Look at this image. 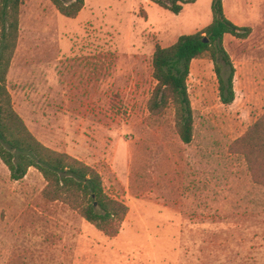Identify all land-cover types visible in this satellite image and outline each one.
<instances>
[{"label": "rangeland", "instance_id": "1", "mask_svg": "<svg viewBox=\"0 0 264 264\" xmlns=\"http://www.w3.org/2000/svg\"><path fill=\"white\" fill-rule=\"evenodd\" d=\"M85 2L70 18L51 0H23L7 85L33 134L97 168L130 211L107 237L45 203L36 168L16 182L0 159V264H264V184L230 150L264 113V22L248 40L224 44L236 65L233 104L219 98L213 62H194V140L185 144L172 108L150 116L152 59L158 44L209 24L212 0L180 13L152 0ZM254 12L264 16V0ZM95 62L105 63L99 77Z\"/></svg>", "mask_w": 264, "mask_h": 264}, {"label": "trees", "instance_id": "2", "mask_svg": "<svg viewBox=\"0 0 264 264\" xmlns=\"http://www.w3.org/2000/svg\"><path fill=\"white\" fill-rule=\"evenodd\" d=\"M51 1L70 18L77 17L86 4L85 0ZM196 1L152 0L174 13H180L184 4ZM22 3L23 0H0V159L14 181L24 179L31 167L36 168L46 182L41 191L45 203H61L107 237H116L130 211L129 205L107 191L97 168L40 141L14 107L7 76L19 42ZM211 9L210 24L195 33L181 35L169 46L158 44L152 59L156 84L147 103L150 116L162 118L172 108L174 128L185 144L194 140L195 129L188 90L192 61L207 58L213 62L219 98L224 105H230L236 99V67L225 48L224 37L231 34L246 39L252 33L250 26H239L226 16L223 0H212ZM93 66L92 75L99 77L105 63L95 62ZM230 150L243 154L255 180L264 184V113L232 143Z\"/></svg>", "mask_w": 264, "mask_h": 264}, {"label": "crops", "instance_id": "3", "mask_svg": "<svg viewBox=\"0 0 264 264\" xmlns=\"http://www.w3.org/2000/svg\"><path fill=\"white\" fill-rule=\"evenodd\" d=\"M199 1L200 0H197L194 3H197ZM260 2H261V0H260ZM255 3L257 4V0H223L224 11H225L226 16L229 19H231L234 23H236L237 25H239V26H250L253 29L251 35H253L254 29L256 28V26H258L260 23H263L264 22V16H262V17L260 16L259 19L255 17V12H254L255 5H256ZM245 4H247L249 6L248 7L249 10H250L249 11L250 14H248L250 16L249 18H245V16L243 17V15L240 14L241 13V8L240 7H242V5H245ZM244 19H246V21ZM212 20H213V17H212ZM212 20H211V22H212ZM207 25H205V26H207ZM205 26H201V28H199L197 31L203 29ZM250 36L248 38L242 39V40L243 41H246V40H248L250 38ZM235 39H240V38H236L235 36H233L231 34H226L225 37H224V44L228 43L227 40H231L232 42H234ZM229 53H230V51H229ZM197 60H200V59H194L192 61V63H191V73H192V69H193V64ZM191 73H190V75H191ZM235 75L237 76V73ZM8 78H9V75H8ZM8 82H9V80H8ZM31 168L29 169L28 174H29Z\"/></svg>", "mask_w": 264, "mask_h": 264}]
</instances>
